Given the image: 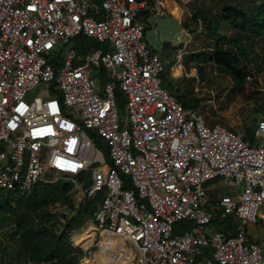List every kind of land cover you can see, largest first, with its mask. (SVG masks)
<instances>
[{
    "label": "built area",
    "instance_id": "1",
    "mask_svg": "<svg viewBox=\"0 0 264 264\" xmlns=\"http://www.w3.org/2000/svg\"><path fill=\"white\" fill-rule=\"evenodd\" d=\"M171 7L167 0H0V193L28 194L58 176L78 202L104 191L91 222L130 244L126 264H264V245L246 232L263 218L264 118L249 143L162 87L165 59L144 35L150 19ZM79 36L107 50L79 56L71 48ZM43 84L49 88L32 97ZM87 174V185L76 180ZM227 218L239 224L235 231L212 227Z\"/></svg>",
    "mask_w": 264,
    "mask_h": 264
},
{
    "label": "rangeland",
    "instance_id": "2",
    "mask_svg": "<svg viewBox=\"0 0 264 264\" xmlns=\"http://www.w3.org/2000/svg\"><path fill=\"white\" fill-rule=\"evenodd\" d=\"M167 1L172 3L171 9L167 12L168 16L159 18L156 21L150 19L149 27L145 30V40L160 54L163 53V43L177 45L176 51L180 50L185 44V49L181 51L184 53L182 55L184 61L190 62L188 59L198 54H211L214 44L206 36L208 30L219 31L218 33L224 34L230 39L244 42L249 63L246 64L243 60H239V66L246 67L251 78L246 80L245 84L243 83L244 90L242 93L239 90H235L230 74L224 68L212 63L201 66L202 73L201 71L198 72V76L201 78L200 85L195 86L194 90L186 92L187 100L194 99L197 101V111L204 116L209 125H220L243 137L246 130H249L251 126L264 118V37L257 40L249 36L244 37L232 31L226 24L221 28L218 27V20H221V12L225 7L241 5L245 8L247 4L240 2V0L236 3L226 4H222L219 0H195L185 5L180 0ZM179 6L183 10L182 13L179 11ZM193 15H197V20L192 19ZM180 23L183 28L188 29V37L182 35ZM177 36L180 37L182 43H185L178 46ZM97 45L103 46L100 43H97ZM226 50L232 52L235 56L237 55L230 48H226ZM176 55H178L177 52ZM161 78L165 79V82H170L167 74L163 73ZM91 79L98 89L102 88L97 71L92 73ZM48 88L43 84L35 88L31 96L36 97L40 95L41 90ZM171 90L172 92L169 91V93L174 96L180 94V91H175L174 88ZM119 113H123V110L119 111ZM97 166L100 165L98 164ZM50 178H53V176ZM55 180L67 181L63 176H58ZM212 183L216 184L217 181ZM217 192L225 194L227 189L219 186L217 187ZM17 199V196H13L9 197L8 200L11 205L15 206ZM78 203L72 190L67 199H64L63 204L53 205L49 210L52 213H56V215L69 217L78 207ZM261 213L263 214L261 222L253 227H247L246 232L249 233L250 230L251 233L247 234L248 237L264 245V207L261 208ZM12 225L13 219L9 214H0V264H27L19 256L21 252L20 240L12 235ZM55 226L58 227V223ZM90 228H92V231L85 235L80 240L81 242L78 241L77 244H74L73 237H76L79 233L86 232ZM93 233L94 235H92ZM105 237L106 235L95 231L91 219L84 221L77 231L71 233V244L82 251L79 264H89L88 260L90 258L95 264H123L117 259V250L113 246V244L116 246L115 243H107L105 246L100 243ZM125 245L129 250V253H126L125 261L128 259L130 261L132 248L129 243H125ZM99 253L101 255L96 260L94 256ZM128 255H130V258L126 259Z\"/></svg>",
    "mask_w": 264,
    "mask_h": 264
},
{
    "label": "trees",
    "instance_id": "3",
    "mask_svg": "<svg viewBox=\"0 0 264 264\" xmlns=\"http://www.w3.org/2000/svg\"><path fill=\"white\" fill-rule=\"evenodd\" d=\"M219 1L222 4H226L236 3L239 0ZM240 2L247 4V6L245 8L241 5L225 7L221 12V20L244 37L249 36L256 40L261 39L264 37V0H240ZM192 19L197 20V15H193ZM218 27L220 26L218 25ZM218 32L208 30L206 33V36L214 42L212 53L198 54L192 56L191 59L198 64L212 63L224 68L230 74L235 90H239L242 93L244 90L243 83L245 84L246 77L249 75L246 67L239 66V60H243L246 64L249 63L244 42L230 39L228 36ZM96 42L93 39L79 36L71 41V48L82 57L98 49L107 50L106 46H99L97 45L98 42ZM226 48L232 49L237 55H233ZM54 61V67L57 68L59 66L58 58H55ZM97 71L102 79V84H104L107 81L105 70L100 68ZM162 87L166 89L163 84ZM115 98L117 109L121 112L125 100L117 88L115 90ZM175 98L185 108L197 110L198 104L196 100H187L181 97ZM257 123L251 126L249 130H246L243 136L246 142H254L253 131ZM96 141L99 148H105V144L99 139ZM104 157L110 163L106 151H104ZM50 174H46L47 178L52 176ZM76 180L79 182L85 181L84 183L87 185L90 181V174L77 177ZM125 187L127 188L128 186L126 185ZM72 190L73 186L70 182L57 180L53 183L41 182L34 186L30 193L24 195H14L11 192L0 193V214L7 213L13 219L12 235L20 240L21 252L19 256L22 261L27 264L80 263L82 251L71 244L70 235L77 231L84 221L92 219L98 204L104 197V191L96 193L92 198L81 200L78 203V207L69 217L52 213L49 208L56 204H63L64 199H67ZM13 196L18 197L15 206L11 205L8 200L9 197ZM57 223L58 227L55 226ZM238 226L239 224L236 221L229 218L215 221L212 224L215 230L223 232H233ZM73 242L78 243V241L74 240Z\"/></svg>",
    "mask_w": 264,
    "mask_h": 264
},
{
    "label": "crops",
    "instance_id": "4",
    "mask_svg": "<svg viewBox=\"0 0 264 264\" xmlns=\"http://www.w3.org/2000/svg\"><path fill=\"white\" fill-rule=\"evenodd\" d=\"M218 21L220 22L219 23L220 28L226 24L222 20H218ZM148 27H149V25L146 28H148ZM181 27H182V25H181ZM182 29H184V28L182 27ZM232 31H234V30H232ZM210 41L212 42V40H210ZM163 44H164V46L162 48V51H163L162 56L165 59L164 74H167V78L170 79V82H167V81L165 82V79L162 78V84L165 83L164 86L167 89V91L172 92V90H171L172 88H174L175 91H180V94H178L177 96H174L173 94H171L173 97H181V98L187 99L186 98V94H187L186 92L190 91L192 89L194 90L195 86L200 85L201 78H199L198 72L201 71V66L203 64H198L196 62H192V59H190L191 57L188 59V60H190V62L187 60L184 61V59H182V56L179 58L176 55V49L175 48L177 47V45H171V44H167V43H163ZM213 44H214V42H213ZM150 46H152V45H150ZM211 51H212V49H211ZM201 73H202V71H201ZM247 227H253V226H247ZM249 233H251L250 230H249ZM249 233H247V234H249Z\"/></svg>",
    "mask_w": 264,
    "mask_h": 264
},
{
    "label": "bare ground",
    "instance_id": "5",
    "mask_svg": "<svg viewBox=\"0 0 264 264\" xmlns=\"http://www.w3.org/2000/svg\"><path fill=\"white\" fill-rule=\"evenodd\" d=\"M91 231H92V228H90L89 230H87L84 233H81V234L79 233V234L76 235V237H73V240L74 241H80V240H82L85 237V235H87ZM92 235H94V233ZM100 243L103 246H105V244H107V243H110V244L115 243L116 246L114 244H113V246L117 250V259L120 262H122L123 264H126L125 257H126V253H129V250L126 247L123 239H120L119 237H116V236L106 235V237ZM74 244H77V243H74ZM99 255H101V254L99 253V254H96L94 256L96 258V260L99 259ZM88 262H89V264H95V262L92 260V258H90V260H88Z\"/></svg>",
    "mask_w": 264,
    "mask_h": 264
}]
</instances>
